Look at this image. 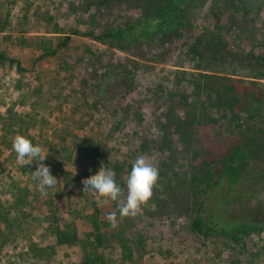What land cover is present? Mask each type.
Returning <instances> with one entry per match:
<instances>
[{
    "label": "rangeland",
    "instance_id": "1",
    "mask_svg": "<svg viewBox=\"0 0 264 264\" xmlns=\"http://www.w3.org/2000/svg\"><path fill=\"white\" fill-rule=\"evenodd\" d=\"M149 1L0 0V52L19 59L25 69L0 67V264H83L80 246L55 247L56 225H90L85 216L96 203L83 194L81 181L112 162L124 166L119 181L126 197V180L138 156L158 169L149 200L123 218L114 201L100 207V218L116 213L117 230L124 229L132 244L134 258L126 264H264V231L240 241L191 229L193 193L204 178L195 172L206 158L218 157L208 149L239 134L245 123L233 121L206 89H223L228 78L247 85L256 81L264 89V78L252 77L261 70L242 62L244 52L264 55V0H178L177 11L190 26L164 41L113 47L72 33L100 32L133 19ZM68 34V47L46 54ZM180 71L208 77L202 78L199 99L204 117L190 126L191 144L182 149L176 142L172 152L161 147L160 122L177 116L190 120L187 101L196 99L191 77L179 82ZM262 109L258 124L264 128V102ZM17 135L40 146L43 163L57 178L45 195L32 178L36 164L17 161L12 149ZM256 194L245 198L256 207L254 219L264 220L256 204L264 200V190ZM244 199L228 206L232 220L242 217ZM118 241V236L106 241L107 264H119Z\"/></svg>",
    "mask_w": 264,
    "mask_h": 264
},
{
    "label": "trees",
    "instance_id": "2",
    "mask_svg": "<svg viewBox=\"0 0 264 264\" xmlns=\"http://www.w3.org/2000/svg\"><path fill=\"white\" fill-rule=\"evenodd\" d=\"M149 2L151 5L148 4L149 6L133 19L105 26L100 32L97 29L85 31L75 29L72 33L102 43L108 42L113 47L119 45L127 47L128 43L136 40L155 41L160 39L164 41L165 38L172 37L190 26V23L183 19L180 12L177 11L178 0H173L167 8L163 7L167 0H150ZM71 40L70 34L64 36L57 42L53 50L46 54H54L59 49L68 47ZM243 54L244 65L261 70L252 77L264 78V55L252 51ZM132 62L136 63V61ZM2 66L16 67L19 71L25 70L19 59L6 52H0V67ZM189 76L193 91L196 93V99L190 102L187 101L188 95L183 96L188 103V118L190 120H181V117L177 116L175 120L167 124L160 122L163 124L160 128L162 134H165L162 135L165 140L161 147L172 150V152L178 148H174L176 142L183 144L182 149L191 144L190 126L194 124L193 122L200 124L204 117L199 99L200 92L205 90L202 78L208 76L180 71L179 82L188 81ZM222 85L223 89H206L209 92V99L213 100L215 105L225 108L233 121H237L239 124L240 120H245V123H240L239 134L230 137L221 145L208 149L215 150L218 157L216 159L206 158L199 170L195 172V176L203 174L204 178L199 180L194 178V181L197 180V184H203V187L193 193V204L196 209L192 216L191 229L194 232L203 233L205 236L213 232H220L226 237L241 241L253 232L264 231V220L254 219L257 213L256 207L253 206L254 209L249 206L252 204L251 200L245 198L249 194L257 196L256 192L264 190L262 184L264 183V128L259 127L258 124V119L262 116L263 111L264 89L257 86L259 83L256 81L247 85L243 79L238 78L225 79ZM170 102L172 104L174 100ZM135 131L145 137L144 132L133 129V132ZM140 138L142 137L140 136ZM139 141L142 147L148 148L149 145L145 138ZM107 167L115 172L116 182L119 181V178L122 181L123 165H119L115 161ZM121 181L117 182L119 187H123ZM210 199L214 201L208 203ZM243 199L246 201L243 203L242 217L232 220L228 214V206H231L235 201L241 202ZM256 204L258 209L264 210V200L257 201ZM93 207V212L86 213L85 216L90 224L88 226H83L79 222L56 225L54 229L55 247L80 246L83 250V264H107L104 251L106 241L118 236V242L123 251L119 264L132 261L134 252L131 242L124 234V229L117 230L116 224L109 222L107 216L100 218V207L96 205ZM223 214L226 216L222 217ZM255 256L256 254H252L250 258L255 259Z\"/></svg>",
    "mask_w": 264,
    "mask_h": 264
},
{
    "label": "clouds",
    "instance_id": "3",
    "mask_svg": "<svg viewBox=\"0 0 264 264\" xmlns=\"http://www.w3.org/2000/svg\"><path fill=\"white\" fill-rule=\"evenodd\" d=\"M12 149L16 153L18 162L36 164L31 173L42 195L47 193V189L55 186L57 178L50 172L49 166L43 163L46 155L41 154L40 146L33 145L28 138L22 135H17L13 139ZM157 180V167L150 164L143 156H138L126 180V197H122V189L115 180V172L107 166L101 167L99 175H91L83 179L81 183L83 194L90 195L97 207L114 201L117 203L119 216L123 218L134 216L140 205L149 200ZM107 219L114 223L116 213H109Z\"/></svg>",
    "mask_w": 264,
    "mask_h": 264
}]
</instances>
